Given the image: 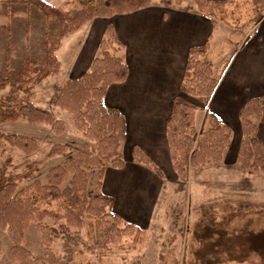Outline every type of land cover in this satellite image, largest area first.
Here are the masks:
<instances>
[{
  "label": "trees",
  "instance_id": "trees-1",
  "mask_svg": "<svg viewBox=\"0 0 264 264\" xmlns=\"http://www.w3.org/2000/svg\"><path fill=\"white\" fill-rule=\"evenodd\" d=\"M155 0H75L55 6L46 0H2L0 14L14 19L16 12L38 13L47 24L42 52L28 56L16 69L7 66L0 71V90L10 88L0 100V125L25 119L30 124L50 125L60 135L65 122L49 111L37 107L32 98L34 87L60 72L57 56L64 38L82 29L95 18H111L131 14L150 7ZM164 7L181 5L186 0H158ZM198 12L210 21L224 23L234 29L244 27L241 12L232 10L235 0H191ZM253 22L264 17V0H250ZM30 18V16H29ZM231 19L233 22H231ZM30 26L27 22V27ZM10 38L9 24L0 25ZM238 48V47H237ZM10 47L8 46V50ZM237 50V49H236ZM125 45L114 28L108 25L100 43L99 54L88 71L80 78L70 79L58 88L51 104L66 111L77 131L87 140L81 151L61 165L51 168L43 183L35 172L45 159L65 155L67 147L55 144L42 160L29 161L26 170L17 173L12 158L1 156L5 146L27 155L38 150L34 137L0 132V229L11 241L8 259L12 264H33L34 258L24 244L25 232L34 222L41 233L44 253L49 264H58L53 245L59 230L82 229L85 221L95 229L92 253L104 254L131 240L130 250L146 241V232L114 212V199L103 193L102 179L107 168L123 169L122 152L127 139L125 116L105 104L110 86L124 83L129 68L124 59ZM213 48L207 43L191 47L181 84V96L175 98L166 124L169 157L176 178L186 183L192 172L207 166H221L233 141L232 129L209 109V103L234 53L224 60L217 74ZM193 99L191 101L189 98ZM204 113L200 128L197 114ZM241 138L237 151V165L243 172H264V139L259 137L258 123L264 125V96L250 99L239 113ZM133 159L152 170L162 181L164 171L140 146L132 150ZM100 172L96 189L89 190V175ZM69 178L65 184V180ZM23 183H28L22 186ZM52 221L49 225L46 221ZM166 264L165 255L161 257ZM177 264V259H173Z\"/></svg>",
  "mask_w": 264,
  "mask_h": 264
},
{
  "label": "rangeland",
  "instance_id": "rangeland-1",
  "mask_svg": "<svg viewBox=\"0 0 264 264\" xmlns=\"http://www.w3.org/2000/svg\"><path fill=\"white\" fill-rule=\"evenodd\" d=\"M72 1L75 0H48L55 6H64L66 2ZM235 2L231 9L241 12L242 24L246 26L234 27V31H230L231 27L215 21L221 23L225 29L215 31L212 43H209L214 50L217 74L221 72L224 60L230 58L240 43L250 38L253 28L264 19L263 17L256 23L251 21L254 14L250 0ZM159 4L161 3L158 0L152 3ZM181 5L198 11L191 0H186ZM181 5L173 4L171 7ZM31 15L18 11L14 14V19H11L0 14V24H9L11 27L10 38H7V32L0 30V71L6 66L10 70L16 69L26 57L42 52L47 24L38 13H33L32 17ZM27 22L30 24L28 27ZM87 29L86 24L83 29L69 35L59 55L57 52L61 59L59 61L62 62L60 72L43 80L33 89V103L63 120L64 133L58 135L50 125H33L25 119L0 125L2 133L31 136L37 140L38 150L30 155L9 145L5 146L1 160L11 157L17 173L26 170L29 161L44 159L53 145L63 144L67 147L65 155L42 161L35 172V178L43 183L46 182V175L51 168L63 164L87 144V140L75 128L71 116L51 104L58 88L71 79L72 71L68 66L71 54L77 47L78 39L84 41L82 45L85 44L87 39L81 35ZM9 91V87L0 90V100ZM187 98L193 101L192 98ZM203 119L204 113L199 112L196 119L198 128L201 127ZM258 126L259 137L264 139V125L258 123ZM231 129L234 138H237L235 130ZM240 138L241 134L221 166L210 165L202 171L192 172L186 183L177 180L172 167H162L166 177L162 183L159 204V210H164L163 221L156 224L154 231L143 229L146 232V241L135 250L129 249L132 243L128 240L122 246L113 247L104 254L92 253L90 246L95 241V229L90 227V221L86 220L83 228L79 230L62 224L53 245L59 259L58 264H162V255H165L166 264H176L174 258L177 259V264H264V172H243L238 167L237 145ZM123 150L122 147V152ZM99 176V171L89 175L90 191L96 189ZM68 179L67 177L65 184ZM27 184L23 183L22 186ZM46 223L53 225L50 220ZM23 244L31 251L35 260L33 264H49L36 223L33 222L25 232ZM11 246L7 233L0 229V264H12L7 255Z\"/></svg>",
  "mask_w": 264,
  "mask_h": 264
},
{
  "label": "crops",
  "instance_id": "crops-1",
  "mask_svg": "<svg viewBox=\"0 0 264 264\" xmlns=\"http://www.w3.org/2000/svg\"><path fill=\"white\" fill-rule=\"evenodd\" d=\"M108 25L125 45L124 59L129 74L124 83L109 87L105 104L125 116L127 139L123 146L125 167L105 170L102 191L114 199V212L123 219L154 231L156 224L163 221L164 210H159L163 181L134 161L133 147L140 146L161 169L172 167L166 124L175 98L182 95L189 50L212 43L215 31L225 29L221 23L182 5L169 8L151 5L131 14L95 18L81 35L87 39L85 44L78 39L71 54L68 65L71 79L80 78L88 71L99 54ZM249 35L238 46L209 103V109L233 128L237 137L234 138L233 132L225 160L241 134L238 117L242 107L250 99L264 96V19ZM68 37L63 39L58 55Z\"/></svg>",
  "mask_w": 264,
  "mask_h": 264
}]
</instances>
